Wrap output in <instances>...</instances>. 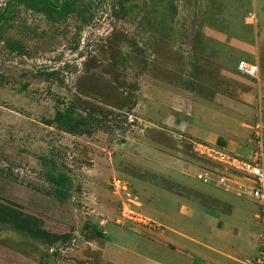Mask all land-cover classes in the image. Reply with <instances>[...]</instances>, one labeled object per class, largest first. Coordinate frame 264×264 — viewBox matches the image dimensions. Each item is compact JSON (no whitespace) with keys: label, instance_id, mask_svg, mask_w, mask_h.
I'll use <instances>...</instances> for the list:
<instances>
[{"label":"rangeland","instance_id":"rangeland-1","mask_svg":"<svg viewBox=\"0 0 264 264\" xmlns=\"http://www.w3.org/2000/svg\"><path fill=\"white\" fill-rule=\"evenodd\" d=\"M69 3L53 18L16 3L0 24V211L65 237L1 231L0 264H117L108 235L140 223L120 216L122 200L163 230L171 192L194 194L181 177L202 183V141L187 128L204 104L238 136L264 131V0ZM67 105L83 120L75 132L44 122ZM47 173L66 175L64 201ZM113 178L127 189L114 192Z\"/></svg>","mask_w":264,"mask_h":264},{"label":"crops","instance_id":"crops-1","mask_svg":"<svg viewBox=\"0 0 264 264\" xmlns=\"http://www.w3.org/2000/svg\"><path fill=\"white\" fill-rule=\"evenodd\" d=\"M204 105L202 120L192 129L187 128L194 138L206 143L208 139L217 141L224 144L227 151L250 156L255 145L253 140L238 136L236 130L232 132L231 121L220 120L213 106ZM181 180L182 189L193 190L194 194L171 192L172 207L167 217L162 218L166 224L163 230L133 223L120 226L108 235L105 246L116 253L114 263L249 264L259 252L263 232L258 203L233 188L198 183L186 177ZM157 208L162 210V207ZM158 209L152 213L158 214Z\"/></svg>","mask_w":264,"mask_h":264},{"label":"built area","instance_id":"built-area-1","mask_svg":"<svg viewBox=\"0 0 264 264\" xmlns=\"http://www.w3.org/2000/svg\"><path fill=\"white\" fill-rule=\"evenodd\" d=\"M237 69L248 76L254 77L257 75V66L245 60L238 62ZM252 132V140L255 145L251 155L248 157L225 151L217 146L198 142L194 147L195 152L201 159L209 162L211 166L200 167L195 177L205 184H216L224 188H233L238 193L249 195L258 203L263 232L260 235L259 252L253 260H249V264H264V133L262 124L260 122L255 123L252 127ZM111 186L116 193L127 189L125 181L119 178H113ZM134 203L131 198H127V201L122 200L119 207L120 216L148 224L150 219H146L137 212L132 207Z\"/></svg>","mask_w":264,"mask_h":264},{"label":"trees","instance_id":"trees-1","mask_svg":"<svg viewBox=\"0 0 264 264\" xmlns=\"http://www.w3.org/2000/svg\"><path fill=\"white\" fill-rule=\"evenodd\" d=\"M9 0L7 4L0 11V24L10 20L14 17V4L19 3L30 8H34L42 4L47 11L48 18H53L54 14L57 16H64L69 10V0ZM72 109L69 105L64 108H57L54 116L51 119H44L46 124L56 123L59 125V129L64 132L72 133L75 132L83 123L82 118H76L72 114ZM201 159V158H200ZM203 160L204 166H211L209 162ZM207 166V167H209ZM47 180L54 185V196L59 201H64L66 199V192L63 189V185L66 181V175L60 173L57 175L47 173ZM11 231L19 235L25 236L32 240L40 243H48L53 237L54 240L63 239L62 235L54 232H44L41 229L35 228L27 223H23L15 219L14 217H9L5 213L0 211V232L1 231ZM67 233V232H66ZM66 237L68 236L65 235Z\"/></svg>","mask_w":264,"mask_h":264}]
</instances>
